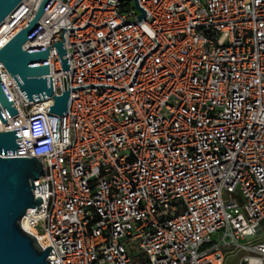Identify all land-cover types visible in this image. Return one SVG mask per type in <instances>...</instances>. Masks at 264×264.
I'll list each match as a JSON object with an SVG mask.
<instances>
[{"label": "built area", "instance_id": "2783aa9c", "mask_svg": "<svg viewBox=\"0 0 264 264\" xmlns=\"http://www.w3.org/2000/svg\"><path fill=\"white\" fill-rule=\"evenodd\" d=\"M40 1L0 23V48ZM132 1L51 0L23 44L65 28L69 69L53 45L45 61L66 115L0 63L17 110L0 131L44 170L20 223L50 264H264V0Z\"/></svg>", "mask_w": 264, "mask_h": 264}, {"label": "water", "instance_id": "95a60500", "mask_svg": "<svg viewBox=\"0 0 264 264\" xmlns=\"http://www.w3.org/2000/svg\"><path fill=\"white\" fill-rule=\"evenodd\" d=\"M51 0H41L31 19L0 48V63L11 75L27 101H38L52 98L53 104L45 111L56 115H66L69 101V87L61 91L60 95L53 93L51 76L49 74V48L55 47L62 71L69 69L67 57L62 46L64 27L61 33L63 41H56L50 47L24 49L23 44L40 27L38 20ZM22 0H0V23ZM139 8V7H138ZM141 15L144 11L139 8ZM47 76V77H46ZM7 116L17 113L12 100L9 98L0 78V120L6 121ZM16 130V129H15ZM0 131V264H50L47 255L51 246L41 249L35 236L24 230L21 218L28 208L36 207L39 210L41 199L34 195V181L44 175L43 163L39 158L30 156H12L16 149L22 147L20 131ZM37 190L44 192L43 185H35ZM55 254V253H54ZM50 260V259H49ZM54 264V263H53Z\"/></svg>", "mask_w": 264, "mask_h": 264}, {"label": "bare ground", "instance_id": "6f19581e", "mask_svg": "<svg viewBox=\"0 0 264 264\" xmlns=\"http://www.w3.org/2000/svg\"><path fill=\"white\" fill-rule=\"evenodd\" d=\"M21 226L24 230L28 231L29 233H33V230L28 226V223L26 221H22Z\"/></svg>", "mask_w": 264, "mask_h": 264}, {"label": "rangeland", "instance_id": "374dc122", "mask_svg": "<svg viewBox=\"0 0 264 264\" xmlns=\"http://www.w3.org/2000/svg\"><path fill=\"white\" fill-rule=\"evenodd\" d=\"M131 3L133 4V1L131 0Z\"/></svg>", "mask_w": 264, "mask_h": 264}]
</instances>
